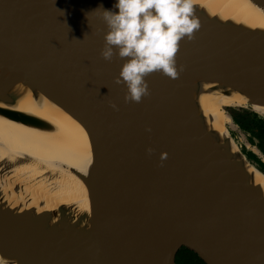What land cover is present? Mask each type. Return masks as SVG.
<instances>
[{"label": "water", "instance_id": "1", "mask_svg": "<svg viewBox=\"0 0 264 264\" xmlns=\"http://www.w3.org/2000/svg\"><path fill=\"white\" fill-rule=\"evenodd\" d=\"M252 1L264 11V0ZM116 3L0 0V116L50 131L12 109L25 92L39 95L79 125L89 151L87 212L17 210L0 199V257L179 264L188 250L202 264H264V194L249 170L264 174L236 144L226 111L264 117V34L195 5L201 27L180 43L179 78L152 73L150 95L125 102L127 86L116 83L124 60L100 54L108 29L99 8L118 12ZM211 91L242 98L224 107L234 126L226 138L200 108Z\"/></svg>", "mask_w": 264, "mask_h": 264}, {"label": "bare ground", "instance_id": "2", "mask_svg": "<svg viewBox=\"0 0 264 264\" xmlns=\"http://www.w3.org/2000/svg\"><path fill=\"white\" fill-rule=\"evenodd\" d=\"M195 5L213 17L264 34V11L252 0H195ZM228 97L219 91L199 96L203 115L221 138L227 131L225 126L234 128L224 107L242 102L237 95ZM12 109L42 118L52 129L45 132L0 116V199L17 210L41 212L63 207L69 213L87 212L83 182H89V151L79 125L30 92H25ZM249 172L264 194V176L254 169ZM0 264L10 263L0 257Z\"/></svg>", "mask_w": 264, "mask_h": 264}, {"label": "clouds", "instance_id": "3", "mask_svg": "<svg viewBox=\"0 0 264 264\" xmlns=\"http://www.w3.org/2000/svg\"><path fill=\"white\" fill-rule=\"evenodd\" d=\"M194 6L195 0H117L118 12L99 8L108 29L100 54L105 61L117 55L124 60L116 83L127 86L125 102L140 103L150 95L146 77L152 73L179 78L184 70L176 61L180 43L201 27ZM111 107L118 110L114 103Z\"/></svg>", "mask_w": 264, "mask_h": 264}, {"label": "trees", "instance_id": "4", "mask_svg": "<svg viewBox=\"0 0 264 264\" xmlns=\"http://www.w3.org/2000/svg\"><path fill=\"white\" fill-rule=\"evenodd\" d=\"M233 123L241 130L248 132L254 137L264 153V122L258 119L254 113L242 109L230 108L226 110ZM255 159V158H254ZM256 162V161H255ZM258 170L264 174L262 164L256 162ZM179 264H202L200 260L190 251L182 250L179 257Z\"/></svg>", "mask_w": 264, "mask_h": 264}, {"label": "flooded vegetation", "instance_id": "5", "mask_svg": "<svg viewBox=\"0 0 264 264\" xmlns=\"http://www.w3.org/2000/svg\"><path fill=\"white\" fill-rule=\"evenodd\" d=\"M258 119H260L262 122H264V119L261 117L256 116ZM235 125V124H234ZM235 127L237 128L236 132H240L242 134H244V138H247V142L251 143L253 146V149H256V152L258 151V154L255 151H252L250 149H247L246 146L240 145V149L242 150V152L245 154V156L247 157V159L256 166V162H258L259 164H262V166L264 167V153L261 150L259 144L257 143L256 139L254 137H252L248 132L250 131H244L241 130L237 125H235ZM251 140L255 141V142H251ZM264 149V146H263ZM255 158V159H254ZM256 161V162H255ZM258 169V167H256Z\"/></svg>", "mask_w": 264, "mask_h": 264}, {"label": "rangeland", "instance_id": "6", "mask_svg": "<svg viewBox=\"0 0 264 264\" xmlns=\"http://www.w3.org/2000/svg\"><path fill=\"white\" fill-rule=\"evenodd\" d=\"M206 94L208 95V92H206ZM222 104H220L221 106ZM249 112V111H248ZM258 116V115H257ZM258 117H261L264 119L263 116H258ZM237 128L235 127V130L234 131H231V135L233 137V139L235 140L236 144L240 147V145H243L246 146L247 149H250L252 151H255L256 152V149H253V146L251 143L247 142V138H244V134L240 133V132H236ZM224 138H226V133L223 134ZM251 142H255L253 140H251ZM240 144V145H239ZM242 149V148H241ZM258 154V151L256 152ZM255 166V165H254ZM255 167H258L257 164Z\"/></svg>", "mask_w": 264, "mask_h": 264}]
</instances>
